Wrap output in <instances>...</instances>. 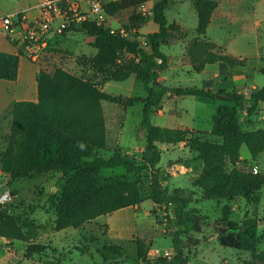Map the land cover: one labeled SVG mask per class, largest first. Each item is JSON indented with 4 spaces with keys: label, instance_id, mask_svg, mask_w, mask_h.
Returning a JSON list of instances; mask_svg holds the SVG:
<instances>
[{
    "label": "trees",
    "instance_id": "1",
    "mask_svg": "<svg viewBox=\"0 0 264 264\" xmlns=\"http://www.w3.org/2000/svg\"><path fill=\"white\" fill-rule=\"evenodd\" d=\"M155 1L153 21L158 30L141 34L138 29L148 22L146 17L136 13L137 8ZM176 0H110L104 2V9L110 15L132 10L128 17L127 35L111 32L110 27L99 25L95 21L81 24L63 25L57 33L66 35L81 30L93 38L90 45L94 51L83 54L77 63L87 70L95 69L97 77L77 75L62 66L49 70L43 61L36 75L37 100H17L2 115L10 119V133L6 142L0 145V166L3 173L13 179L35 178L41 173H60L57 183L64 184L56 193L49 194L48 212L54 213L53 229L60 231L68 227L80 228L87 222L111 214L119 209L139 206L146 198L142 195V179L128 180L112 177L107 183L101 182L100 173L104 168L124 165L128 173L140 174L147 167L155 169L162 159L159 143L178 145L183 143L197 152L203 161L201 175L193 182L200 187L207 199L233 200L242 197L252 204L261 200L260 191L264 187V173L244 170L234 166L227 169V160H239L240 150L246 144L254 160L264 152V128L244 130L240 121V110L253 115L264 102V87L254 88L249 95L236 90L210 89L198 86H171L160 81L161 72L169 66V56L163 51L174 31L185 29L169 23L166 10ZM220 0H194L198 13L197 36L188 45V55L193 69L201 72L209 63L226 62L231 68L244 65L245 59L224 52L221 47L207 37L208 27ZM136 29V31H133ZM187 32V31H186ZM54 39V38H53ZM50 38L47 50L59 52ZM219 49L220 51H217ZM19 53L0 50V79L17 80L20 68ZM137 59V60H135ZM123 62L120 64L118 62ZM134 75L142 81L147 91L143 100V125L146 128L147 143L144 162L125 153H116L111 157L98 154V150L109 145L104 101H118L119 98L102 89L111 80L124 81ZM220 94L228 103L217 106L212 117L211 134L216 139H203L196 129L165 127L154 124L153 114L164 106L167 97L195 96L217 99ZM141 99H128L133 101ZM160 172L161 169H157ZM147 199L156 203L171 201L176 204L178 229L173 236L175 255L173 264H188L184 248L198 244V240L184 244L182 235L191 231H201L199 218L187 212L189 200L178 194L168 195L164 191L161 177L155 175L150 185ZM231 206L224 209L225 219L238 234L233 232L220 236L224 246L249 250L252 257L244 259L245 264H264V250L257 251L258 224L256 218L245 216L241 225L230 220ZM30 219L22 218L11 212L7 205L0 209V235L10 242L21 240L30 242L27 254L43 253L47 246L30 241L38 228ZM155 232V229H153ZM142 234L135 232L134 242L137 255L133 262L141 261L154 264H166V257L149 259L150 246ZM140 237H138V236ZM83 251L88 252L85 248ZM103 264H121L129 256L120 252V246L105 245L99 249ZM41 264H61L56 260L45 259Z\"/></svg>",
    "mask_w": 264,
    "mask_h": 264
},
{
    "label": "rangeland",
    "instance_id": "2",
    "mask_svg": "<svg viewBox=\"0 0 264 264\" xmlns=\"http://www.w3.org/2000/svg\"><path fill=\"white\" fill-rule=\"evenodd\" d=\"M15 0H0V15L5 14L7 8L14 5ZM106 1V0H105ZM109 1V0H107ZM234 0H220L221 6H228ZM241 6L238 17L230 21L226 19L223 24L213 22L207 31V37L215 41L217 47L224 52L242 54L244 65L233 68L235 74H241L243 80L235 82V89L249 95L255 88L264 87V2L261 0H236ZM132 10L122 11L114 16L112 24L115 27L124 28L128 24V17ZM170 23L180 21L184 24L185 31H174L167 44L163 45V51L170 57L171 67L161 72V80L171 86H204L202 74L193 69V65L185 60L186 47L196 37L198 27V13L192 0H178L166 10ZM261 23L255 26V21ZM57 26V24H55ZM54 25V26H55ZM158 29L151 23L145 26L143 32ZM133 31H136L134 29ZM187 31V32H186ZM51 31V40L55 42L59 52L50 53L43 61L49 70L62 66L70 72L87 77H97L99 72L89 68H81L77 63L83 54L94 51L90 45L93 38L81 30L71 31L66 35ZM128 33V31H127ZM54 38V39H53ZM187 45V46H186ZM220 51L219 49H216ZM238 57V56H237ZM187 60L190 57L187 52ZM137 60V59H135ZM28 63L32 70L39 69V64L28 57H22V63ZM120 64L123 62H120ZM19 80V89L27 91L23 96L28 100L34 99L32 92L37 89L34 75L31 73L22 76ZM14 85V82H10ZM33 84V87H32ZM241 88V89H240ZM14 89V88H13ZM103 90L119 98L118 101H104L109 145L107 149L98 150V154L106 158L116 153L129 154L136 162H144V149L147 143L146 128L143 125V100L147 91L142 81L136 80L131 75L124 81L111 80L106 82ZM222 89L215 87L214 90ZM217 95V99L180 96L164 103V113H155L151 120L154 124L165 127L196 128L203 139H216L211 134L212 117L216 108L221 103H228L223 96ZM128 99H141L133 101L129 105ZM240 121L244 130L264 128V102L260 103L258 110L253 115H248L246 110H240ZM10 133V120H0V145L6 142ZM162 159L155 169L147 167L140 174L128 173L124 165L113 168H104L100 173L101 182L107 183L112 177L136 180L142 179V195L146 199L135 207L119 209L111 214L102 215L91 222H87L80 228L68 227L60 231L53 229V211L49 214V194L56 193L64 184V180L57 183L59 176L63 174L41 173L35 178L13 179L7 177L8 188L12 192V200L7 204L9 210L22 218H29L40 227L38 233L32 239L33 243H42L47 246L43 253L27 254V246L30 242L15 240L5 242L0 238V264H41L45 259L56 260L61 264H103V257L99 249L105 245L115 244L120 246V252L129 256V259L121 264H154L153 261L133 262L132 257L137 255L134 242L135 232L147 231L146 238L150 250L149 259L166 257V264H173L175 255L173 236L178 229L175 215L176 204L171 201L156 203L147 199L150 194V185L155 175L160 177L163 169L162 182L164 191L171 195L178 193L186 197L189 202L186 207L188 213L199 218L201 231H191L183 234V242L192 243L198 240V244L184 248V254L188 257V264H245L244 259L252 257L249 250L224 246L220 242L222 234L233 232L238 234V228L224 220L226 205L231 206L230 220L241 225L245 216L256 218L258 224L257 251L264 250V187L260 191L261 200L258 204H252L242 197L233 200L207 199L203 190L193 184L203 172L204 164L199 159L197 152L190 150L183 143L158 144ZM234 166L244 170H254L264 173V152L256 160L246 144L240 150L239 160H227V169ZM157 169H161L158 172ZM32 228L33 232L38 228ZM155 229V232H153ZM138 236V235H137ZM140 237V236H138ZM82 248L88 250L83 251Z\"/></svg>",
    "mask_w": 264,
    "mask_h": 264
},
{
    "label": "built area",
    "instance_id": "3",
    "mask_svg": "<svg viewBox=\"0 0 264 264\" xmlns=\"http://www.w3.org/2000/svg\"><path fill=\"white\" fill-rule=\"evenodd\" d=\"M105 0H43L39 14L29 17L27 11L0 15V31L19 47L33 62H41L50 55L47 50L51 31L55 23L60 26L95 21L110 27L111 32L127 35L124 28L115 27L114 16L104 9ZM136 13L149 17L154 10L146 3L140 5ZM259 172L257 167L253 170ZM12 200V192L7 189L0 195V209Z\"/></svg>",
    "mask_w": 264,
    "mask_h": 264
},
{
    "label": "crops",
    "instance_id": "4",
    "mask_svg": "<svg viewBox=\"0 0 264 264\" xmlns=\"http://www.w3.org/2000/svg\"><path fill=\"white\" fill-rule=\"evenodd\" d=\"M42 1L43 0H15L14 5L7 8V10H6L7 12L5 14L17 13L19 11H27V14L29 15V17L35 18L39 14L40 4ZM177 1L178 0H176L170 6L174 5ZM192 1H193V5H194V0H192ZM261 1L264 2V0H261ZM236 3H237L236 0H234V1H231V3L228 6H221L222 3L220 2L219 6L214 11L212 21H211L209 27L215 21H217V23L223 24L224 20L226 21V19L232 21L236 17H238V12L241 10V6L239 4H236ZM146 4H147V6L151 7L154 10L155 1H151V2H148ZM2 15H4V14H2ZM153 18H154V13L152 15H150L149 17H147L148 22L145 23L144 25H142L138 29V31L141 34H148V33L155 32L158 30V29H155L154 31H150L147 33L143 32V30H142L145 26H147L151 23L158 26V24H156L153 21ZM169 23H170V21H169ZM172 23H176V24H178L184 28V24L180 21H174ZM260 23H261V20H256L255 26L259 25ZM55 24H57V23H55ZM58 27H59V24H57V26L55 25L54 30H56ZM209 27H208V29H209ZM209 39L212 40L211 38H209ZM212 41L215 42L214 40H212ZM0 50L12 52V53H19L20 52L19 47H17L15 44H13L11 41H9L6 38L5 34L1 31H0ZM187 52H188V49L186 47L185 60L187 63L191 64V62L189 60H187L188 59L187 58ZM233 55L238 56L240 58L244 57L242 54H237V53H235V54L233 53ZM24 56L27 57L24 54H22L20 56V68H19V76H18L17 80L0 79V120H2V115L11 107V105L13 104L14 101L28 100L29 97L26 98L27 96L26 97L23 96L24 94L27 93V91L24 90L23 88L21 90L19 89L20 88L19 87V80H21L20 78H22V76H25L26 74L29 75V73L32 72V74L34 75V78H35V83L37 84L36 75H37V72L39 69L37 68L35 70L34 69L32 70V66L30 64H28L26 62L22 63V57H24ZM171 61L172 60L170 59V66L169 67L172 66ZM39 68H40V66H39ZM199 73L202 74V76H203V80H204V86L203 87L204 88H210V89H214L215 87H219V88H222L225 90H233V89H235L234 87H236L235 86L236 81H241V80H243V78H246V77H243L241 74H235L233 72V68H231L226 62H223V61H218L215 63H209ZM161 78L162 77H160V81L164 82L165 77H163L164 80H161ZM10 82H14V85H10L11 84ZM32 87H33V84H32ZM252 87L255 88L256 86L253 85ZM32 96H33V98H31V99H34L36 96L38 98V87H37V89H35V84H34V90L32 92ZM176 98L177 97L169 98L168 100L171 101V100H174ZM165 102H166V100L164 101V103ZM158 113L163 114L164 108H162ZM180 128H185V127H180ZM190 129H196V128H190ZM1 138H2V135H0V142H1ZM7 176H8L7 174L2 172L1 166H0V195L4 191L9 189L8 188L9 186L7 185V180L9 177H7ZM1 237L2 236L0 235V238ZM4 240H5V242H8V239L4 238Z\"/></svg>",
    "mask_w": 264,
    "mask_h": 264
},
{
    "label": "water",
    "instance_id": "5",
    "mask_svg": "<svg viewBox=\"0 0 264 264\" xmlns=\"http://www.w3.org/2000/svg\"><path fill=\"white\" fill-rule=\"evenodd\" d=\"M219 96H221V95H219ZM163 169L161 170V172H160V177H161V179H162V182L164 181V179L162 178V175H163Z\"/></svg>",
    "mask_w": 264,
    "mask_h": 264
}]
</instances>
